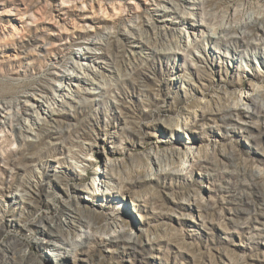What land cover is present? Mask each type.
I'll return each mask as SVG.
<instances>
[{
	"label": "rangeland",
	"instance_id": "rangeland-1",
	"mask_svg": "<svg viewBox=\"0 0 264 264\" xmlns=\"http://www.w3.org/2000/svg\"><path fill=\"white\" fill-rule=\"evenodd\" d=\"M171 1L189 9L185 0H0V98L10 112H31L88 39L109 61L99 67L104 88L85 95L81 81L37 137L19 141L0 126L1 248L13 243L28 264H264V0H234L261 17L246 36L223 38L181 23L188 14H164ZM227 5L204 1L211 23ZM193 34L194 47H176ZM80 156L91 158L85 170ZM109 158L116 192L99 202L82 187L101 186ZM75 205L94 237L81 240L86 224H73L65 235L78 243L55 261L41 229ZM113 230L119 237L105 238Z\"/></svg>",
	"mask_w": 264,
	"mask_h": 264
},
{
	"label": "bare ground",
	"instance_id": "bare-ground-1",
	"mask_svg": "<svg viewBox=\"0 0 264 264\" xmlns=\"http://www.w3.org/2000/svg\"><path fill=\"white\" fill-rule=\"evenodd\" d=\"M185 1L189 8L188 10H183V9L180 10L179 6L172 1H171V6H166L162 8V10L164 14H166L167 12H169V14H172V11L173 13L183 12L184 14H188L190 17H192L193 21L191 23H186L185 21H183V18H184L183 17L181 20V23H183L184 25L189 24V26L190 24L191 25L196 24L198 27H205V29H207V31L210 32L205 35L207 37L223 38V35L221 34H224L227 36L229 33H232V32L234 33V35H231V36L238 37L237 33L239 31L241 34H244V36H246L247 34H249L248 29L252 25L257 23L258 19L261 17L260 15H253V16L244 15V11L248 7V5L251 7V4L249 2L246 5L244 4V2L236 3V1L234 0H227L228 5L226 6L227 8L223 11V14H221L222 15L221 18L219 20L215 19L214 23H211L213 22L214 20L213 18H215V16H214V13H210L209 11H206V9L204 10L205 0H185ZM170 7H173V9H170ZM1 14L2 13H0V15ZM151 27H155L154 29H156V25L154 23H153V26L151 25ZM6 32H8V29L5 26H1L0 34L4 35ZM108 35H109V32H108ZM186 36L189 38L188 33L186 34ZM103 37L106 38L107 35ZM142 37L143 36H141L140 38ZM139 42H145V40L140 39ZM196 42H197L196 35L193 34V38L191 40L188 39L187 42L184 41L183 37H180L179 39L177 38L175 45L176 47H180L181 45L183 46L187 45V47L192 45L194 47ZM84 43H85L84 44L85 48H82L83 49L82 51H76L74 54V58L70 60L69 63L65 62L63 64V66H65V70L61 72L60 74H57L59 76L58 77L59 83L57 84V86H55V88L54 86L51 88L49 86H44L45 90L43 91V93L40 94L36 102H33L31 104L32 105L31 112L28 113V111L26 110H22V112H19L18 110L14 108L10 112L9 110L11 109L12 101L5 99V98L4 99L0 98V126L5 125V124L11 125L12 130L16 136V140L24 141L29 138H32L33 136L37 137L35 126L40 125L41 123H48L50 121H54V117L56 116V114L61 113V111L64 109V106H66L67 104H70L71 99L74 100L75 98H78L80 94V90L77 86L81 85V81H84L87 83V86H84V87L82 86V89H84L85 95H91L92 92L94 91L100 92L101 89L104 88V86H102L100 80L98 79V75H100L102 79L104 78V74L102 70H99V67L103 68L104 65L109 63V61L104 60L105 62H103L102 60H98V57H96V55L93 54L94 49H97L95 46L96 41L94 39H88ZM144 44L145 43H143V45ZM254 44L255 43L253 41L248 43V45H251V46H254ZM91 63L92 64L95 63L94 65L98 66V72H94V70L91 69ZM31 64L32 62L26 63L25 65L22 66V68H19V71H21L22 73H26L29 70V67ZM83 68L85 69L84 73L86 72L85 74L87 75L85 77L80 76L78 74L72 75L69 72L70 69L72 71H76V70L78 71ZM93 79H95L96 81L95 80L93 81ZM63 82L65 83V85H63ZM251 94H249L248 96H250ZM79 98H80L79 99L80 104L81 102H84L87 99L86 97H79ZM248 109H251V107L248 106ZM4 112H5V115H2V113ZM76 159L78 161L77 163H79L77 165L79 167H82L83 170H85L86 164L91 158L89 156H83V157L80 156V157H77ZM77 165L75 164V166ZM116 165H117V162L109 158L107 162L105 161L104 167L99 170V173H101V175L105 177V179L102 181L101 186L99 187V184H97L96 185L97 187L94 188V186L90 187L87 185H83L82 190H84L89 196L97 197L98 201L100 200L99 202L103 201L106 197L116 192L114 188L115 186L113 185V183H112L113 188L112 187L110 188L108 186L110 180L112 181V178H114L113 177L114 175L113 174L110 175V174H111V171L115 170ZM23 199H24V194L22 193L16 192L12 196V201L17 202V204L23 203ZM5 204H6L5 200L0 201L1 217L2 215H4V212L6 211ZM83 211H84V208L82 209L81 207H79V205L78 206L75 205L73 207L67 206L64 209V215H65L64 218H59L57 220L48 218L47 223L44 225L46 228L41 229L42 237L41 239L40 238L39 239L41 240L42 243L46 244V249L49 250V254L54 258L55 261L56 259L59 258V256L61 255L63 251L65 252L68 251V247H75L76 243H78L76 239L73 238V236L66 237L65 235V231L68 232V230H70L69 228L73 224L77 225L80 222L81 223L83 222L84 224H86L85 227H82V225L80 226L78 224L80 226L79 227L80 228L79 238L81 240L83 239V237L85 238L94 237L93 236L94 233L92 234L90 232V228L92 224L89 221H86L82 217H80ZM1 221L2 220H0V222ZM16 221H17V218H16ZM118 237H119L118 235H114V230L112 231V233L110 234L107 233V235L105 236V238L113 239V240L114 238L117 239ZM130 238H131V235L129 234L128 239ZM12 244L6 243L4 247L5 249L0 247V252L2 254V257H0V264H28L27 260H30L31 257L26 255V253H24V250L21 249L22 250L21 251L20 249H18L19 247L17 249L20 251L18 250L15 251L14 250L15 246ZM8 249L12 251L11 257L10 255H7L6 253H4V250H8ZM58 263L59 261H57L55 264H58Z\"/></svg>",
	"mask_w": 264,
	"mask_h": 264
}]
</instances>
